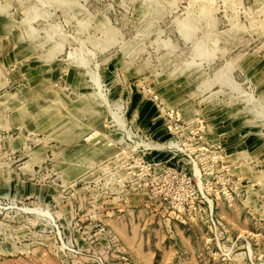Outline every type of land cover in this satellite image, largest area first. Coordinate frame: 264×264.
<instances>
[{
  "label": "rangeland",
  "instance_id": "374dc122",
  "mask_svg": "<svg viewBox=\"0 0 264 264\" xmlns=\"http://www.w3.org/2000/svg\"><path fill=\"white\" fill-rule=\"evenodd\" d=\"M0 264H264V0H0Z\"/></svg>",
  "mask_w": 264,
  "mask_h": 264
},
{
  "label": "crops",
  "instance_id": "0c3cea01",
  "mask_svg": "<svg viewBox=\"0 0 264 264\" xmlns=\"http://www.w3.org/2000/svg\"><path fill=\"white\" fill-rule=\"evenodd\" d=\"M262 202V200H259V203H261ZM261 206V205H260ZM260 209H263V208H260Z\"/></svg>",
  "mask_w": 264,
  "mask_h": 264
}]
</instances>
